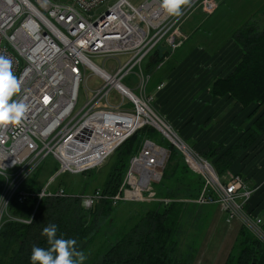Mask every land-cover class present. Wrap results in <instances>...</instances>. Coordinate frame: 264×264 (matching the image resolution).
<instances>
[{"label":"built area","instance_id":"1","mask_svg":"<svg viewBox=\"0 0 264 264\" xmlns=\"http://www.w3.org/2000/svg\"><path fill=\"white\" fill-rule=\"evenodd\" d=\"M221 1L186 0L179 16H168L160 0L138 4L132 0H0V55L12 60L20 81V92L12 99L28 107L19 124L0 127V229L15 219L9 214L11 202L23 203L30 195L25 183L48 158L55 161L56 171L33 193L35 209L46 197L75 196L84 208L107 197L113 205L155 201L152 188L162 177L168 150L149 138L130 158L114 195L100 190L75 194L64 186L52 187L66 172L82 174L100 168L126 139L152 126L203 179L194 202L217 204L227 223L238 222L264 243V212L246 209L257 187L239 173L219 175L156 113L154 90L146 89L151 76L143 62L148 55L161 46L167 51L180 47L187 39L182 26L188 17L195 11L210 16ZM94 57L114 59V64L99 66ZM87 68L102 84L95 89L85 85L87 100L74 113ZM132 72L138 80L135 89L124 83ZM113 89L120 96L117 104L109 101Z\"/></svg>","mask_w":264,"mask_h":264},{"label":"trees","instance_id":"2","mask_svg":"<svg viewBox=\"0 0 264 264\" xmlns=\"http://www.w3.org/2000/svg\"><path fill=\"white\" fill-rule=\"evenodd\" d=\"M238 40L243 50L240 60L230 73L211 80L209 92L212 96L228 95L244 109L251 108L249 117H252V123L241 129L242 132L233 143L224 145L210 142L203 148L202 153L205 156L201 154L214 165L219 175L226 172L251 146H256L264 138V31H255L251 26L244 28L239 32ZM161 51L165 53L164 56L168 53L167 49L161 46L144 60L143 69L146 73L155 70L164 60V56L160 55ZM153 130L152 126L140 128L115 150L108 158L109 160L113 157L114 160L108 168L102 186L79 193L66 186V191L83 194L100 190L106 196L114 195L122 184L130 158L139 151L143 143L140 137L146 134L144 137L159 144L151 136ZM163 139L169 144V148L165 144L160 145L170 150V156L166 160L160 181L164 180L166 183L165 179L169 175L174 182L182 181L187 178L186 172L189 184H186V191L181 194L183 197L175 199L180 196H175L178 191L173 187H169L168 192L159 191L158 194L163 196L161 199L170 200L168 203L151 201L145 206V209L149 207L148 210L144 209V213L132 216L128 222L126 218L118 225L109 222L114 228L108 233V238L100 242L96 251L86 254L87 247H92L96 242V229L101 219L109 217L116 207L123 205L121 204L123 202L113 205L107 197L97 201L91 208H84L80 199L75 196L46 197L39 201L35 209L37 197L33 193L42 185L37 181L40 172L42 174L41 166L25 183L30 195L23 203L12 201L10 204L9 214L15 219L7 220L0 229V264H30L29 258L33 247L45 249L49 247L46 237L42 235V229L48 224L58 226L57 238L77 241L76 251L85 252L86 259L83 264H191L189 260L187 262L176 255L178 224L182 217L181 208L184 201L195 200L204 182L200 175L188 167L181 152L166 138ZM178 156L183 165L178 163ZM56 167L55 164L51 174L56 171ZM91 171L93 170L82 175ZM261 191L260 188L256 189L246 206L248 211L264 212L261 208L254 207L259 205L254 199ZM140 205L144 204L140 202ZM191 205L200 206L197 203ZM24 220L30 222L26 223ZM240 227L242 229L237 230L236 242L224 264H264V243L257 240L246 228ZM73 258L79 264L78 257L74 255ZM190 260L193 261V256Z\"/></svg>","mask_w":264,"mask_h":264},{"label":"rangeland","instance_id":"3","mask_svg":"<svg viewBox=\"0 0 264 264\" xmlns=\"http://www.w3.org/2000/svg\"><path fill=\"white\" fill-rule=\"evenodd\" d=\"M141 1L143 0H132V3L138 4ZM101 10L102 8L98 9L97 13L100 12ZM207 17L208 16H204L200 11L193 12L182 26V32H184L187 35V39L185 40V42L174 51H167L168 53L166 56H164L165 53H163L162 51L160 52V55L164 56V59L167 56H169L168 57L169 59L173 56H177V58H180L181 56L184 57V55L186 56L187 54H189L194 48L196 49V52L193 55L190 54L192 55V57L185 65L188 68L185 69H189L187 72L193 71L194 75H197L199 69L202 74L206 73L208 71V68L206 67V69L204 70L203 67L207 65L211 66V63L209 62L212 61H208L204 59V56H202L199 53V51L201 53H203V51L198 49L199 47L198 43L203 44L205 40H212L213 30L212 32H210L211 30H209L210 24H209V18ZM203 20L205 21L201 22ZM203 45H207L210 47V49H212L213 46L216 44H203ZM190 55H188L187 57H190ZM93 61L99 66L104 65L106 68H109L114 64V59H110V58L104 60V58L101 57H94ZM174 62L176 63V60ZM157 68L158 67H156L155 70H157ZM155 70L152 69L148 73L151 77L146 88L147 91H151L152 87L157 82L158 74L157 71ZM85 76L87 79L86 84L82 83L80 86L78 100L74 113L78 112L87 100L85 85L89 86L90 89H95L102 84V81L98 78V76L93 74V72L88 68L85 71ZM207 76L208 79L209 77H212V72L210 71L209 73H207ZM124 83L127 86L132 87V89H135L138 84V80L135 72L130 73L124 79ZM109 101L112 104H117L120 101V96L118 95V92L115 89L111 91L109 95ZM158 114L161 116L160 113ZM163 120L169 123L174 128L176 133L180 136V138H182L192 149L197 150L200 153H202L203 148H205L211 142V141L207 143L205 142L204 144H202L201 143L202 138L197 136L196 126L192 125V123L190 122L187 121L184 122L183 123L184 125L182 124L183 125L182 130H180L179 128H175L173 123L168 119H166L165 117H163ZM211 122L212 119H209L205 123V126L210 125ZM161 135L162 133H160L156 128H154L151 134L153 139H155L159 144L161 145L165 144L166 147H168L169 144L163 139L162 137L163 135L162 136ZM144 136H146V134L140 137L141 142H143L144 139L147 138ZM169 156H170V150L168 151L167 159ZM247 158L249 159V164L245 167L251 170L250 172L253 174V179L252 177L251 178L248 177V175L243 172L244 174H246L245 178L253 185H258L259 182L260 186L258 185V187L264 188V138H262L255 147L251 148L249 154L247 155ZM113 160L114 158L112 157L107 162H105L100 168L95 169L84 175L66 172L60 178L57 179L56 183H54L52 187L64 186L66 188L67 186L68 189L73 188L75 192L79 193L82 190L88 191L94 189L97 186H102V184L105 181L108 168L110 164L113 162ZM165 163H167V161H165ZM178 163L180 165H183L181 163V160L179 159V156H178ZM242 164L243 162H240V167ZM54 166H55V161L52 158H48L47 160H45L42 164V174L40 172L37 181L40 182L42 185L45 184ZM185 174L187 178L184 179V176L182 175V178L184 179L182 181L174 182L173 178L169 175L165 179L166 183L164 182V180H161L160 182L156 183L155 186L152 188L153 193L156 196V200L163 198V196L158 194L159 191L162 193L168 192L169 187H173L178 191V194H176L175 196H180V197H176L175 199L183 197L181 196V194L186 191L185 190L187 188L186 184H189V176L187 175L186 172ZM165 176L166 174L164 175V177ZM255 180H258V182ZM262 193H264V190ZM134 203H139V204H134ZM142 203L144 205H140V202H133V203L123 202L121 203L123 205L116 207L109 217H107L106 219H101L100 224L96 229L97 232L96 242L92 247L91 246L87 247L86 254L96 251L98 249L97 246L100 244V242L108 238V233H110L111 230L114 228L109 225V222L111 223L115 222V224L118 225L121 222L125 221L124 220L125 218L126 221L128 222L130 218H132V216L140 215L144 213L145 210H148L149 207L145 209V206L147 204H150L151 200ZM191 203L195 204L194 200L186 199L184 201V204L182 205L183 208H181L182 217L178 224V231H177L178 232L177 233L178 244L176 245L177 257L180 259L184 258L187 260V262L189 260L191 264H224L226 258L228 257L232 249V246L236 242L237 230L241 228L239 223L236 221H234L231 224L227 223L225 221V217H223L222 215L223 214L222 211L220 210L217 204L196 206V205H191ZM191 256H193V261L190 260Z\"/></svg>","mask_w":264,"mask_h":264},{"label":"crops","instance_id":"4","mask_svg":"<svg viewBox=\"0 0 264 264\" xmlns=\"http://www.w3.org/2000/svg\"><path fill=\"white\" fill-rule=\"evenodd\" d=\"M207 18H209L210 32L213 30L212 40L204 38L203 44L216 45L210 49L209 46L198 43V49L203 51L199 53L204 59L212 61L209 62L211 66L203 67L204 70L207 67L208 71L202 74L199 69L197 75H194L193 71L187 72L189 69H185L188 68L185 65L196 52L194 48L184 57L173 56L170 59L169 56L165 57L157 65L158 78L152 87L155 96L153 106L157 114L160 113L161 116L158 114L160 117L163 116L171 121L175 128L182 130L186 121L196 126L197 136L202 138V144L211 141L229 145L238 138L241 129L247 128L252 123V117H249L251 108L244 109L228 95L212 96L209 92V84L213 78L230 73L240 60L243 53L238 40L240 31L250 26L255 31H264V0H222L217 10ZM188 55L190 57H187ZM210 71L213 78L208 79L207 73ZM161 84L162 87L157 89ZM209 119H212L211 124L205 126ZM253 147L251 146L244 156L223 173L225 178L230 173H242L253 179L251 170L245 167L249 164L247 155ZM240 162H243L241 167ZM258 185L260 186L259 182ZM258 185L254 186L261 191L263 187ZM262 191L259 195L256 194L254 200L259 205L254 207L264 211ZM222 215L225 217L224 214Z\"/></svg>","mask_w":264,"mask_h":264},{"label":"clouds","instance_id":"5","mask_svg":"<svg viewBox=\"0 0 264 264\" xmlns=\"http://www.w3.org/2000/svg\"><path fill=\"white\" fill-rule=\"evenodd\" d=\"M185 3L186 0H160V6L168 16H179ZM19 92L20 81L13 72L12 60L0 55V127L19 124L23 120L28 110L27 105L12 99ZM57 231L56 224H48L42 229L49 247H33L30 264H77L74 255L78 257L79 264H83L86 256L83 252L76 251L77 241L57 238Z\"/></svg>","mask_w":264,"mask_h":264},{"label":"bare ground","instance_id":"6","mask_svg":"<svg viewBox=\"0 0 264 264\" xmlns=\"http://www.w3.org/2000/svg\"><path fill=\"white\" fill-rule=\"evenodd\" d=\"M160 145V144H159ZM227 178V177H226Z\"/></svg>","mask_w":264,"mask_h":264},{"label":"snow or ice","instance_id":"7","mask_svg":"<svg viewBox=\"0 0 264 264\" xmlns=\"http://www.w3.org/2000/svg\"><path fill=\"white\" fill-rule=\"evenodd\" d=\"M47 99V98H46Z\"/></svg>","mask_w":264,"mask_h":264}]
</instances>
